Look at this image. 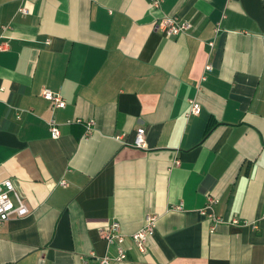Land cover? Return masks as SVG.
<instances>
[{
  "label": "crops",
  "instance_id": "1",
  "mask_svg": "<svg viewBox=\"0 0 264 264\" xmlns=\"http://www.w3.org/2000/svg\"><path fill=\"white\" fill-rule=\"evenodd\" d=\"M167 16L189 33L165 38ZM0 45V183L29 211L0 227V264L115 256L113 221L123 264H264V0H0Z\"/></svg>",
  "mask_w": 264,
  "mask_h": 264
},
{
  "label": "built area",
  "instance_id": "2",
  "mask_svg": "<svg viewBox=\"0 0 264 264\" xmlns=\"http://www.w3.org/2000/svg\"><path fill=\"white\" fill-rule=\"evenodd\" d=\"M153 8L159 9L162 0H149ZM19 11L22 14H26V10L21 8ZM192 25L188 21L180 20L176 17H164L155 26V29L159 30L165 38H173L180 34L189 33ZM2 46L0 45V49ZM206 71L211 70L210 65L205 68ZM204 80V77L202 78ZM41 97L52 104L53 110L63 109L65 107V102L62 98L48 89H44L41 92ZM201 111V107L195 101L189 102V110L187 115H198ZM83 125V135L84 139L90 137L94 131V121H79ZM48 130L52 139H57L60 136V131L57 128L55 120H50L48 122ZM136 148L144 149L146 147L145 143V129L140 126L136 129L134 145ZM178 164V163H175ZM62 186H67L65 181H61ZM216 199L211 196H207L205 206L200 214L204 217L209 218L214 225L221 222L219 217H216L211 213L212 207L216 204ZM178 210L180 206L176 207ZM28 208L25 203L20 199L18 194L10 180H5L0 183V227L3 226L12 216L17 218L24 217L28 214ZM157 218L155 215L147 214L144 217L143 225L140 230L129 236L133 245L136 249L143 253L145 251V245L150 237H152L153 232L156 227ZM100 237L107 246H114L116 254L115 256H103L98 258L93 264H123L127 259V251L124 246L126 235L121 232L120 225L118 222L113 221L104 227L100 232ZM81 264H91L87 260L81 261Z\"/></svg>",
  "mask_w": 264,
  "mask_h": 264
},
{
  "label": "trees",
  "instance_id": "3",
  "mask_svg": "<svg viewBox=\"0 0 264 264\" xmlns=\"http://www.w3.org/2000/svg\"><path fill=\"white\" fill-rule=\"evenodd\" d=\"M210 125V124H209Z\"/></svg>",
  "mask_w": 264,
  "mask_h": 264
}]
</instances>
